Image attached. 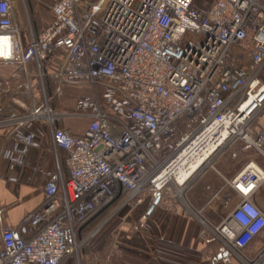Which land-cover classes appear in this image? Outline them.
I'll use <instances>...</instances> for the list:
<instances>
[{
	"label": "built area",
	"instance_id": "built-area-1",
	"mask_svg": "<svg viewBox=\"0 0 264 264\" xmlns=\"http://www.w3.org/2000/svg\"><path fill=\"white\" fill-rule=\"evenodd\" d=\"M15 4L0 0V68L15 69L22 90L0 80V108L13 110L0 116V130L22 144L0 156L22 164L35 138L31 125L43 122L55 155L65 154L68 176L59 168L47 173L43 203L18 228L1 230L0 264H62L77 248L79 229L123 190L124 203L174 191L205 240L220 245L222 264H264V246L253 257L245 254L264 230V214L251 200L264 171L254 162L229 181L239 202L218 225L183 197L206 160L234 144L264 156V131L252 134L264 117V0H214L205 9L193 0H53L51 23L28 40ZM56 54L64 67L50 66ZM45 79L84 83L93 95L79 98L70 114L54 112ZM66 116L88 120L81 136L55 126ZM207 148L178 185L179 173Z\"/></svg>",
	"mask_w": 264,
	"mask_h": 264
},
{
	"label": "crops",
	"instance_id": "crops-1",
	"mask_svg": "<svg viewBox=\"0 0 264 264\" xmlns=\"http://www.w3.org/2000/svg\"><path fill=\"white\" fill-rule=\"evenodd\" d=\"M213 1L193 0V3L198 9H205ZM52 4L53 0H16L15 18L20 29L27 33V40L37 36L51 23ZM17 7L22 13V25L17 19ZM50 62V66L62 68L65 58L56 54ZM15 73V69L0 68V80L11 79L12 90L21 93L22 83L20 79H13ZM32 85L39 86L37 79L32 81ZM43 85L49 106L54 112L62 114L72 113L79 98L93 95L92 88L84 83H54L45 79ZM6 113H13L12 108H0V116ZM87 124L86 119L67 116L55 121L56 127L69 130L75 137L84 133ZM31 129L35 138L22 164L9 162L0 156V209H3L0 215V234L3 228H18L23 218L43 203L42 186L47 173L56 172L59 168L63 179L68 176L64 165L65 154L58 151L55 155L46 125L43 122L34 123ZM263 131L264 117H260L254 124L252 134L258 135ZM15 144L19 148L22 144L15 133L0 130V153ZM210 150L207 148V151ZM232 151H236L235 157L231 156ZM205 158L206 155L201 152L178 177L190 175ZM250 161L264 171V156L254 149L240 151L239 144L213 155L193 174L185 200L211 226L218 225L239 202L229 181ZM125 195L126 191L123 190L120 203L106 220H111V225L106 227L108 235L114 231L119 232L116 250L118 259L112 257L116 261L106 264H222L218 259L221 255L220 245L215 238L205 240L201 231L197 232L192 215L178 198L167 197L163 193H145L139 201L133 199L124 203ZM251 200L264 214V182ZM22 230L24 235L28 234L26 227H22ZM104 238L98 241L99 246L95 247V251L103 249L106 242ZM263 246L264 230L250 241L245 254L253 257ZM62 264H73V261L66 260ZM231 264L238 263L232 261Z\"/></svg>",
	"mask_w": 264,
	"mask_h": 264
},
{
	"label": "rangeland",
	"instance_id": "rangeland-1",
	"mask_svg": "<svg viewBox=\"0 0 264 264\" xmlns=\"http://www.w3.org/2000/svg\"><path fill=\"white\" fill-rule=\"evenodd\" d=\"M100 14H101V11L99 10V15ZM16 15H17L18 22L22 25L23 24L22 13L18 9V7L16 10ZM187 36L190 39H201L202 38L201 36L195 35L194 33H191V32H188ZM37 88L38 87H36L35 89V87H33L34 98L38 104L42 105V101L39 100L40 99L39 97L42 95L41 93H39L40 95H38ZM163 195L167 197H172V198L174 197L177 199V197H175L174 191L171 193L164 192ZM185 196H186V193L183 194L184 198ZM120 201H121V197L119 200L114 202L111 205V207L107 208L106 211L104 209H102L103 211L102 210L99 211L97 216L94 219L92 218L93 220L91 219L92 221L89 220L90 221V222L88 221L89 223L86 222L79 229V231L76 234L77 248L73 249V253L70 255V257L67 260H72L73 264H106V263H110L113 260L112 257H116L115 259H118L116 256L117 255L116 250L118 249L119 232L114 231L108 235V233L106 232V229H107L106 227H108V225H111V220L107 222L106 220L110 217L109 216L110 213H112L116 209ZM192 219L195 223L197 232L198 231L200 232L202 228L199 222L194 217ZM95 231L96 233L91 237V235ZM103 237H105L104 239L106 240L105 246L103 247V249H101V251L100 250L95 251V247L99 246L98 241ZM113 261H116V260H113Z\"/></svg>",
	"mask_w": 264,
	"mask_h": 264
},
{
	"label": "bare ground",
	"instance_id": "bare-ground-1",
	"mask_svg": "<svg viewBox=\"0 0 264 264\" xmlns=\"http://www.w3.org/2000/svg\"><path fill=\"white\" fill-rule=\"evenodd\" d=\"M7 54V52H6ZM206 156L208 155L209 151H207V149H205L204 151H202ZM193 173V172H192ZM191 173V174H192ZM190 174V175H191ZM190 175H188L187 177H183V178H180L177 176V182H178V185H181Z\"/></svg>",
	"mask_w": 264,
	"mask_h": 264
},
{
	"label": "trees",
	"instance_id": "trees-1",
	"mask_svg": "<svg viewBox=\"0 0 264 264\" xmlns=\"http://www.w3.org/2000/svg\"><path fill=\"white\" fill-rule=\"evenodd\" d=\"M46 95H47V93H46ZM47 96H48V95H47ZM120 197H121V194L118 195V196L116 197V199H115L114 202H116L117 200H119ZM114 202H113V203H114ZM113 203H111L109 206L105 207L104 210L106 211V209L109 208V207H111V205H112ZM102 211H103V210H102ZM98 213H99V212H98ZM98 213H97V214H98ZM100 213H101V212H100ZM97 214L93 217V219L97 216ZM93 219H92V220H93ZM92 220H90V221H92ZM90 221H89V222H90ZM89 222H88V223H89Z\"/></svg>",
	"mask_w": 264,
	"mask_h": 264
},
{
	"label": "water",
	"instance_id": "water-1",
	"mask_svg": "<svg viewBox=\"0 0 264 264\" xmlns=\"http://www.w3.org/2000/svg\"><path fill=\"white\" fill-rule=\"evenodd\" d=\"M224 255V254H223ZM221 258V255L220 256H218V259H220Z\"/></svg>",
	"mask_w": 264,
	"mask_h": 264
}]
</instances>
